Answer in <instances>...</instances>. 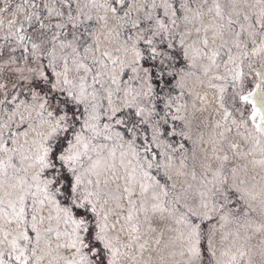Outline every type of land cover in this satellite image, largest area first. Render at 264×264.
I'll use <instances>...</instances> for the list:
<instances>
[{
  "label": "snow or ice",
  "instance_id": "obj_1",
  "mask_svg": "<svg viewBox=\"0 0 264 264\" xmlns=\"http://www.w3.org/2000/svg\"><path fill=\"white\" fill-rule=\"evenodd\" d=\"M0 264H264V0H0Z\"/></svg>",
  "mask_w": 264,
  "mask_h": 264
}]
</instances>
